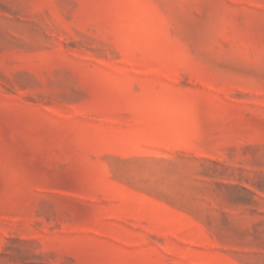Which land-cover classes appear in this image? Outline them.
Wrapping results in <instances>:
<instances>
[{"label":"rangeland","instance_id":"obj_1","mask_svg":"<svg viewBox=\"0 0 264 264\" xmlns=\"http://www.w3.org/2000/svg\"><path fill=\"white\" fill-rule=\"evenodd\" d=\"M0 264H264V0H0Z\"/></svg>","mask_w":264,"mask_h":264}]
</instances>
